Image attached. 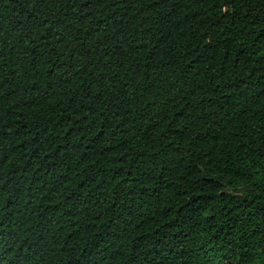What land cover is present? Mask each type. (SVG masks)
Here are the masks:
<instances>
[{
    "label": "trees",
    "instance_id": "16d2710c",
    "mask_svg": "<svg viewBox=\"0 0 264 264\" xmlns=\"http://www.w3.org/2000/svg\"><path fill=\"white\" fill-rule=\"evenodd\" d=\"M0 264H264V0H0Z\"/></svg>",
    "mask_w": 264,
    "mask_h": 264
}]
</instances>
